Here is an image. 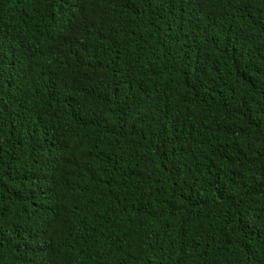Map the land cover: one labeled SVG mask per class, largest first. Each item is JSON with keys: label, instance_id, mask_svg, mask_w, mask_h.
Segmentation results:
<instances>
[{"label": "trees", "instance_id": "trees-1", "mask_svg": "<svg viewBox=\"0 0 264 264\" xmlns=\"http://www.w3.org/2000/svg\"><path fill=\"white\" fill-rule=\"evenodd\" d=\"M0 264H264V0H0Z\"/></svg>", "mask_w": 264, "mask_h": 264}]
</instances>
